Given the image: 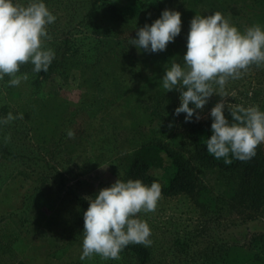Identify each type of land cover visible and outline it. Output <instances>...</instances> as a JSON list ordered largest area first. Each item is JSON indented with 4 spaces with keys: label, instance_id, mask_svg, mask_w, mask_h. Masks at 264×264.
I'll return each instance as SVG.
<instances>
[{
    "label": "rangeland",
    "instance_id": "1",
    "mask_svg": "<svg viewBox=\"0 0 264 264\" xmlns=\"http://www.w3.org/2000/svg\"><path fill=\"white\" fill-rule=\"evenodd\" d=\"M194 1L99 3L93 28L88 14L95 0H46L57 19L48 25L45 46L61 66L45 79L25 69L33 67L27 63L20 71L29 78L19 86L8 85L7 75L0 80V117H18L0 126V264H264V198L257 210L232 202L230 180L210 168L198 174L205 192L196 198L161 194L154 211L137 213L149 224L152 243L130 244L147 250L146 256L123 248L118 259H80L78 199L89 203L86 197L103 186L126 181L129 159L152 140L191 157L187 126L212 119L210 111L222 99L213 94L197 109L201 118L185 122L184 113L175 115L179 90L162 87L164 68L173 60L183 63L185 13ZM229 1L228 9L216 7L243 32L248 27L241 16L252 2ZM165 8L182 14L175 41L160 52L131 45L136 30ZM224 91L229 103L264 110V65H249ZM260 146L264 151V142Z\"/></svg>",
    "mask_w": 264,
    "mask_h": 264
},
{
    "label": "clouds",
    "instance_id": "2",
    "mask_svg": "<svg viewBox=\"0 0 264 264\" xmlns=\"http://www.w3.org/2000/svg\"><path fill=\"white\" fill-rule=\"evenodd\" d=\"M56 19L46 0H0V80L7 75L8 85L19 86L29 78L27 72L20 71L27 63L33 65L35 73L48 71L55 51L46 47L45 41L51 39L48 25ZM181 31V12L165 8L153 22L136 30L130 44L138 50L164 51ZM182 60L183 63L173 60L161 78L167 92H180L181 103L175 108V115L184 113L185 122L194 116L199 120L197 109H203L209 98L218 94L222 99L210 111L213 119L212 134L206 140L208 152L217 159L224 157L225 163H231L229 153L242 161L254 157L257 146L264 142V110L258 105L246 107L227 102L224 98L229 95L224 89L229 79L240 78L249 65H264V27L254 24L241 32L219 11L196 14L190 21ZM226 106L231 120L225 115ZM19 116L23 118L22 114ZM17 118L8 112L0 117V126ZM67 135L74 137V130L69 129ZM160 196L158 181L149 185L141 179L120 178L94 196H87L80 259L93 254L118 259L130 243L150 246L151 228L137 213L154 211Z\"/></svg>",
    "mask_w": 264,
    "mask_h": 264
},
{
    "label": "trees",
    "instance_id": "3",
    "mask_svg": "<svg viewBox=\"0 0 264 264\" xmlns=\"http://www.w3.org/2000/svg\"><path fill=\"white\" fill-rule=\"evenodd\" d=\"M123 0H95L93 8L88 14L90 24L96 27V6L99 3L113 6V2ZM195 0L185 13L188 17L185 20V27L190 28V21L196 15H208L215 11H220L218 7L230 4L229 0ZM244 0L243 3H245ZM252 3L246 6V14L242 17L245 20V27L259 24L264 27V0H248ZM217 4H219L218 7ZM144 5V4H142ZM244 4H241L243 7ZM222 10L225 8L221 7ZM207 12V13H206ZM60 62H63L61 60ZM59 62L52 61L47 72L41 71L36 73L40 78H48L60 67ZM27 70H32L31 66H24ZM231 120V113L226 116ZM213 119V118H212ZM212 119L204 122L190 123L186 130L190 144V156L186 157L180 149L163 143L150 141L144 144L132 158L129 159L124 170L125 179H141L145 184H151L158 181L161 186V194L166 196L188 195L196 198L197 195L205 192L197 184L198 174L202 173L206 168L219 171L222 176L230 180L229 195L233 201L248 202L254 210L262 206L264 198V151L260 144L256 148V154L249 160H239L229 153L228 159L231 163H225V158L217 159L207 150L206 140L211 136ZM198 162L202 168L194 166L193 162ZM167 173L165 177H160L158 172ZM111 186V185H109ZM105 187V186H103ZM102 187V188H103ZM79 217L78 225L83 230L84 219L83 213L88 208L89 203L83 199H78ZM124 249L131 250L136 253L147 255V250L133 244L127 245Z\"/></svg>",
    "mask_w": 264,
    "mask_h": 264
}]
</instances>
